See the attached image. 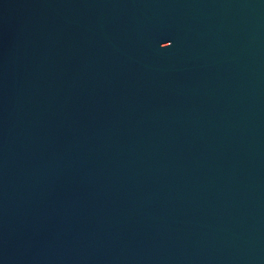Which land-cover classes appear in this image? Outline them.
<instances>
[{
    "label": "water",
    "instance_id": "1",
    "mask_svg": "<svg viewBox=\"0 0 264 264\" xmlns=\"http://www.w3.org/2000/svg\"><path fill=\"white\" fill-rule=\"evenodd\" d=\"M0 264H264V0H0Z\"/></svg>",
    "mask_w": 264,
    "mask_h": 264
}]
</instances>
